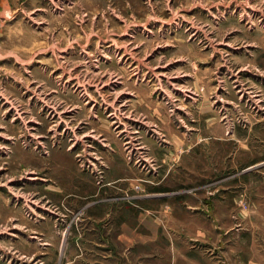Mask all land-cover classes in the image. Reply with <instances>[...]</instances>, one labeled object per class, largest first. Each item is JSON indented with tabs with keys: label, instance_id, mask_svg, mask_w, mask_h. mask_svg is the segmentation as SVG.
Instances as JSON below:
<instances>
[{
	"label": "rangeland",
	"instance_id": "374dc122",
	"mask_svg": "<svg viewBox=\"0 0 264 264\" xmlns=\"http://www.w3.org/2000/svg\"><path fill=\"white\" fill-rule=\"evenodd\" d=\"M173 253L264 264V0H0V264Z\"/></svg>",
	"mask_w": 264,
	"mask_h": 264
},
{
	"label": "crops",
	"instance_id": "0c3cea01",
	"mask_svg": "<svg viewBox=\"0 0 264 264\" xmlns=\"http://www.w3.org/2000/svg\"><path fill=\"white\" fill-rule=\"evenodd\" d=\"M146 223H138L137 227H133L128 225L126 222H121L118 225L119 234L117 235V241L119 242L122 249L125 251H129L130 255H134L138 260L137 254L135 253V249L139 245L144 246H152V244H156L159 241V224L155 222L145 221ZM142 228V230H140ZM112 253V251H108ZM122 254V253H121ZM136 254V255H135ZM123 255V254H122ZM85 255L76 256L80 261H85V263L79 264H106L108 260L112 258V255L101 256V255H92L94 260L91 259H82ZM89 258V256H87ZM117 259V257H113ZM170 258V257H169ZM176 256L173 253V257H171L172 264H175ZM119 261H123L120 260ZM108 264V263H107ZM123 264H128V261Z\"/></svg>",
	"mask_w": 264,
	"mask_h": 264
}]
</instances>
